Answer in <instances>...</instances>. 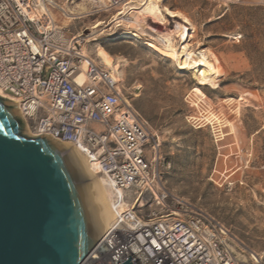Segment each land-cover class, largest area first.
I'll use <instances>...</instances> for the list:
<instances>
[{
	"label": "rangeland",
	"instance_id": "1",
	"mask_svg": "<svg viewBox=\"0 0 264 264\" xmlns=\"http://www.w3.org/2000/svg\"><path fill=\"white\" fill-rule=\"evenodd\" d=\"M53 1L74 13L82 6L92 11L87 0ZM160 4L188 18L193 52L215 58L220 77L213 84H198L170 57L145 47L151 36L173 30L169 19L162 24L140 16L142 29L150 27L144 35L127 24L103 27L114 9L75 20L57 12L56 20L68 36L81 34L87 55L99 62L101 54L99 63L121 79L124 99L159 141L168 190L212 216L246 258L257 255L264 264V0ZM99 21L105 23L92 30ZM125 29L140 33V39L121 38Z\"/></svg>",
	"mask_w": 264,
	"mask_h": 264
},
{
	"label": "built area",
	"instance_id": "2",
	"mask_svg": "<svg viewBox=\"0 0 264 264\" xmlns=\"http://www.w3.org/2000/svg\"><path fill=\"white\" fill-rule=\"evenodd\" d=\"M39 1L0 0V90L16 100L31 136L77 146L119 193L114 223L81 264L128 256L134 264H261L212 216L168 190L159 141L123 98L121 79L86 56L85 39L68 36L57 11ZM92 1L99 15L126 0Z\"/></svg>",
	"mask_w": 264,
	"mask_h": 264
},
{
	"label": "water",
	"instance_id": "3",
	"mask_svg": "<svg viewBox=\"0 0 264 264\" xmlns=\"http://www.w3.org/2000/svg\"><path fill=\"white\" fill-rule=\"evenodd\" d=\"M103 233L73 146L29 135L0 97V264H80Z\"/></svg>",
	"mask_w": 264,
	"mask_h": 264
},
{
	"label": "bare ground",
	"instance_id": "4",
	"mask_svg": "<svg viewBox=\"0 0 264 264\" xmlns=\"http://www.w3.org/2000/svg\"><path fill=\"white\" fill-rule=\"evenodd\" d=\"M87 1L92 3V11L90 12H86V8L82 6L80 12L74 13V11L69 10L68 7L59 6L53 0H40L38 6L42 7L47 3L48 5L53 7L57 12L63 11V17L67 18L68 20H75L87 15H94L93 9L98 7V5L92 0ZM67 2L72 3L73 1L66 0L65 4ZM160 3L161 0H126L124 3L114 9L116 10V12L112 15L111 19L107 24H105V26H103L105 22L99 21L96 24L92 25L91 29L94 30L101 26L106 27L112 23L117 24L116 26H122L127 24L126 27L135 29L136 31H139L142 35H144V29L148 30L150 29V27L142 29L143 25H140V22H142L140 20H143V22H145V19L140 18V16L146 17L148 19L153 18L156 22L157 20H159L162 24L167 22V20L169 19L170 23L174 24L173 30L157 36L150 35L152 38L151 40L153 42H146L145 47H147L149 50L153 51L161 57H170L175 63H177L178 68L180 70H186L190 72L198 84H213L220 77V71L218 70L219 68L215 66V58H213V60L210 59V53L208 54L204 50L200 51L199 53L197 52L198 54L193 52L188 44L190 32H192L193 30V27L188 18L180 12L173 11L165 6H162ZM173 13H175L176 15H173ZM140 33L138 34L132 30L125 29L119 33V36L124 39L137 40L140 39ZM81 36V34H78L75 36V39ZM176 38L179 39L178 45L175 44ZM82 50L83 53L88 56L84 48H82ZM95 53L98 55L100 52L97 51ZM99 55V62L102 63L101 54ZM83 78L84 77H80V81H82ZM0 97L13 102L18 108L16 100L13 99L11 96L5 94L1 90ZM20 115L22 117V120L24 121L28 134L31 135L30 130L28 129L27 124L25 123L24 117L21 113ZM72 146L75 155L78 159V162L87 179L105 233L115 221L116 212L113 200L117 198V195L119 193L115 192L111 188L109 183L106 181V179L98 173L95 164L88 157H86L85 153L80 150L77 146ZM93 173L99 179H96ZM100 237L98 239H100ZM98 239L96 240V242L98 241Z\"/></svg>",
	"mask_w": 264,
	"mask_h": 264
},
{
	"label": "snow or ice",
	"instance_id": "5",
	"mask_svg": "<svg viewBox=\"0 0 264 264\" xmlns=\"http://www.w3.org/2000/svg\"><path fill=\"white\" fill-rule=\"evenodd\" d=\"M173 15H176L175 13H173Z\"/></svg>",
	"mask_w": 264,
	"mask_h": 264
}]
</instances>
